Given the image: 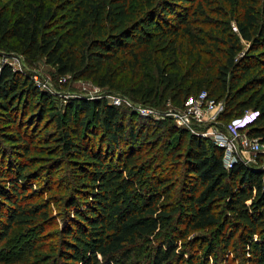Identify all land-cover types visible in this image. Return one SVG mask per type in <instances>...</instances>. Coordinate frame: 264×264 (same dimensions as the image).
I'll list each match as a JSON object with an SVG mask.
<instances>
[{
    "label": "trees",
    "instance_id": "obj_1",
    "mask_svg": "<svg viewBox=\"0 0 264 264\" xmlns=\"http://www.w3.org/2000/svg\"><path fill=\"white\" fill-rule=\"evenodd\" d=\"M0 46L44 57L61 75L79 74L141 103L185 107L205 90L223 101V121L257 110L241 132L264 144V0H0ZM31 104L36 113L27 116ZM70 106L64 122L31 76L1 65L0 125L10 131L0 137L19 157L0 169V251L13 235L37 228L40 244L21 243L34 258L29 264H211L220 247L222 254L243 253L247 264H264L263 152L256 164L236 160L226 168L221 146L171 117L126 122L105 98ZM94 110L98 130L90 126ZM24 121L36 127L30 137L17 125ZM47 122L61 128L46 138L57 141L53 152L63 159L52 168L68 161L80 198L49 194L60 184L31 170L39 150L31 141ZM210 228L219 229V244L203 237L202 254L179 247ZM139 240L152 253L135 261ZM25 259L11 263L0 255V264Z\"/></svg>",
    "mask_w": 264,
    "mask_h": 264
},
{
    "label": "rangeland",
    "instance_id": "obj_2",
    "mask_svg": "<svg viewBox=\"0 0 264 264\" xmlns=\"http://www.w3.org/2000/svg\"><path fill=\"white\" fill-rule=\"evenodd\" d=\"M243 45L246 46V43L243 42ZM183 55L184 54L182 53L181 58L183 60L184 65L186 66L187 63ZM6 62H13L16 66L13 68L22 74H25V75L27 74L31 77L32 75H35V74L37 75L38 79L37 81L36 80L34 81L41 88V90L50 94L52 98V103L56 106L58 112L63 117L64 122L68 120V117H69L68 110L71 107L70 105L82 98L99 99V100H102V98H105L108 103L119 105L121 107L122 113L125 114L126 122H129V118L130 119L132 118L134 122H136L137 124H140V123L152 124L151 122H149L146 116L141 114V109H142V112H145L143 110L145 108L148 111L150 110V112H152L148 115V117H152L154 120L163 118L164 116L168 117L167 115L170 114V117H174V119H172L174 120V122H177L178 120H181L182 122L184 121L183 120V116H184L183 108L173 105L170 101L164 102L163 104L162 103L157 104V105H153L152 102L151 103H141L123 92L116 91L108 87H100L96 85L93 81L85 77H81L79 74L68 73L66 75H61L57 72L56 66L51 63H47L44 57H39V58L31 60L17 52L8 50L0 46V66ZM161 92H162V89L159 91V94L157 95L156 100L157 99L160 100ZM197 95L198 93L195 95V97H193V100L191 102H190V99H188L185 102L186 106L188 105L194 113L193 115L191 113L189 114V118H191L190 125L187 124L185 126H182V125L177 124V126L185 127L187 130H189V132H192V130L196 128L218 129L224 132H228L231 136L235 137V133L231 132L228 129V125L230 121L229 122L223 121L219 117L222 111V108L212 110L205 105V102L201 103L200 105L199 101L196 100ZM136 107H140V110L138 111ZM22 108L23 107L19 108L21 115H23ZM94 111L95 112L93 116L90 118V126H93L95 130H98L96 129V125H95L96 110ZM33 113H36V110L33 109V104H31L27 109V116ZM71 115H73V113H71ZM74 118H76V115L74 116ZM65 124L67 125L69 123H65ZM17 125L20 126L22 131L28 132V137H30L29 135H32V132H35L36 127L32 126V123H29L27 121H24L23 123L21 124L19 123ZM9 126L0 125V133L3 131L9 132L10 131ZM38 129H40L39 132H41L40 133L41 137H39L38 139L34 141L30 140L31 143H33V146H36L37 148H39L37 152L34 151L33 153L34 160H32V163H34V165L32 166L31 170L33 172H38L42 179L48 178L54 183L58 182L60 184L58 189L52 190L51 192H49V194H57V195L62 194V195L68 196V194L71 193L74 196H77L78 198H80V194L78 193L79 188H78L77 176L72 174L73 173L72 167L68 163V161H64L59 168L56 167L57 168L56 170L52 168L53 167L52 161L63 160V159L58 157V153L55 154L53 152L54 148L56 147L55 144H57V141L56 142L52 141L47 144L46 138L50 139L52 138V135L57 136L61 132V128L58 127L55 123L51 124V122H47L44 124L41 123V125L38 126ZM98 132H97V135H99ZM244 136H245L244 132H242L241 136L237 135L234 139L236 140L237 145H239V150L241 154L243 155V157L249 163L256 164L257 162H259V159H257V154L255 153V151L253 152L250 149V146L244 142ZM13 152H15L14 146L9 141L4 140L3 138L0 137V169H1L2 164L3 165L7 164L8 160L14 161L16 157L17 158L19 157L17 155L14 156ZM262 152L264 153V150L258 153H262ZM65 160H68V158H66ZM162 162L161 160H159L157 165L162 164ZM166 163L167 162H163L161 167H163L164 164ZM262 163H263L262 164L263 166L264 156L262 157ZM6 166H4L3 169L6 170L7 168ZM50 169L52 170L51 171L52 172L51 175L53 176L52 178L50 177L51 175H49ZM174 195H175V192H174ZM174 198H173V201H174ZM1 199L2 198H0V200ZM67 218H68V213L65 215V218L63 219L59 218V221L62 224ZM173 228L172 230L175 232V228L174 229ZM36 230L37 228H31L29 230H26L25 232L20 231L18 234L13 235V238L8 248H5L4 250L2 249L0 251V255H2V259H7L11 263H14L20 260L24 256L26 257L25 259L26 262L28 259L29 260L34 259L33 257H30L29 253L24 252L22 250L21 243L24 239L31 238V239L36 240V243L38 244L39 239L36 238L37 237ZM172 230L171 232L174 233ZM193 233L195 235V238L192 241L193 244L188 242L189 241L188 239H191L193 234H190L188 237H186L183 240H179V247H181L182 249L188 248V251H190L191 254H202L203 253V251L199 252V245L201 244L199 240L202 239L203 237H206L209 241L212 240L214 243L219 244V239H220L219 229L217 228L199 230ZM56 239L57 238L54 237L50 240L48 239V241L54 242V240ZM207 242H205V248L207 247ZM135 247H136L135 248L136 250H135V253L133 254V259L135 261H139L142 258L143 259L148 258L152 253L151 248L147 244L146 240H139ZM42 251L46 252L45 249ZM39 252H41V249H36L35 255L39 254ZM51 254L56 255L53 252ZM226 258H227V262H226ZM46 259L47 258H45L43 262L47 261ZM26 262L23 264H29L28 262L27 263ZM210 263L211 264H229V263L230 264H247V259L243 253H239L234 250H231L227 254L226 253L222 254V249L220 247L215 252L213 258H211ZM185 264H192V263L188 261Z\"/></svg>",
    "mask_w": 264,
    "mask_h": 264
},
{
    "label": "built area",
    "instance_id": "obj_3",
    "mask_svg": "<svg viewBox=\"0 0 264 264\" xmlns=\"http://www.w3.org/2000/svg\"><path fill=\"white\" fill-rule=\"evenodd\" d=\"M6 63H9L13 67H16L13 62H6ZM32 78L36 81L38 79L36 74L32 75ZM188 99H190V102H191L193 100V97L191 98L189 97ZM196 100L199 101L200 105L201 103L205 102V105L212 110L218 109V108H222L223 110V107H224L222 100L217 101L214 98H208L207 92L205 90H202L198 93ZM182 108L184 110L183 120L185 122L178 120L175 123L176 125L178 124L182 126H185L187 124L190 125L191 118H189V114L191 113L193 115L194 113L188 105L186 106V104H185V107H182ZM136 109L139 111L140 107H136ZM143 110L145 112H142V109H141V114L144 116H148L150 113H152L150 112V110L148 111L146 108ZM257 115H258L257 110L249 109L245 111L243 114L232 118L229 122L228 129L231 132L235 133V137L237 135L241 136L242 134L241 129L251 124L256 119ZM167 116L170 117V114H168ZM171 118L174 119V117H171ZM192 133L201 135L203 137L210 138L213 142H215L217 145L221 146L224 149V164L226 168H230L236 160L247 161L241 154L239 150V145H237V142L234 139L235 137L231 136L228 132H224L222 130L212 129V128L211 129L210 128H207V129L196 128L192 130ZM244 135H245L244 142L250 146V149L253 152L255 151V153L257 154L258 152H261L264 150V144L259 142L257 138H249L246 135V133H244ZM262 167L264 168V165Z\"/></svg>",
    "mask_w": 264,
    "mask_h": 264
}]
</instances>
